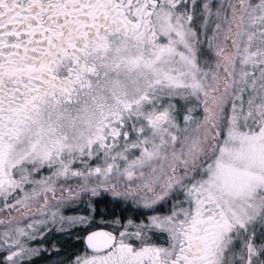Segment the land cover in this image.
<instances>
[{"label": "snow or ice", "instance_id": "obj_1", "mask_svg": "<svg viewBox=\"0 0 264 264\" xmlns=\"http://www.w3.org/2000/svg\"><path fill=\"white\" fill-rule=\"evenodd\" d=\"M0 264H264V0H0Z\"/></svg>", "mask_w": 264, "mask_h": 264}]
</instances>
